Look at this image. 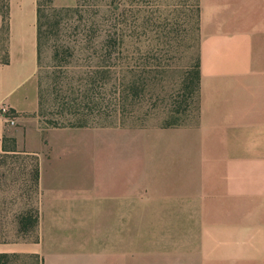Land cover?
I'll return each mask as SVG.
<instances>
[{
	"label": "crops",
	"instance_id": "obj_1",
	"mask_svg": "<svg viewBox=\"0 0 264 264\" xmlns=\"http://www.w3.org/2000/svg\"><path fill=\"white\" fill-rule=\"evenodd\" d=\"M6 3L0 106L17 126L0 110V143L13 137L4 152L37 158L41 263L264 264V0H198L197 121L108 127L115 133L88 166L46 136L76 128L43 129L28 115L37 0Z\"/></svg>",
	"mask_w": 264,
	"mask_h": 264
},
{
	"label": "rangeland",
	"instance_id": "obj_2",
	"mask_svg": "<svg viewBox=\"0 0 264 264\" xmlns=\"http://www.w3.org/2000/svg\"><path fill=\"white\" fill-rule=\"evenodd\" d=\"M77 2V1H76ZM0 0V10L3 11ZM76 5V4H75ZM74 5V6H75ZM103 8L106 6L102 4ZM125 51V66H131L147 59L159 61L166 69L165 78L153 91L150 112L142 120L126 118L103 123L105 126L71 127L73 130H52L46 136L52 140L53 149H79L84 156L71 158V164H85L95 152L106 149L107 139L113 130L108 127L130 128H170L164 124L170 117V111L181 110L179 125H191L197 121V98H188L184 86L187 71L195 66L199 52L198 0H122ZM43 30L48 31L54 23L52 11L44 8ZM62 22L58 36L45 32L40 42L38 68L28 92L37 107L32 115L38 119L43 129L63 128L51 126L47 121L56 117V89L63 80L60 67L54 59V45L57 42L74 43L72 28L78 25V14L71 16L60 12ZM134 14L138 16L136 19ZM5 48V30L0 29V59ZM79 62H83L79 59ZM150 93L147 94L149 96ZM149 105V103H148ZM14 126H17L15 124ZM68 127V126H67ZM176 127V126H173ZM6 149H16L15 143L5 140L0 143V264H42L40 254L35 252L40 241L39 222L33 226L24 225L22 217L33 219L38 214L39 192L34 184V169L37 158L23 153H6ZM85 153H89L85 157ZM95 164L90 163L89 165Z\"/></svg>",
	"mask_w": 264,
	"mask_h": 264
},
{
	"label": "trees",
	"instance_id": "obj_3",
	"mask_svg": "<svg viewBox=\"0 0 264 264\" xmlns=\"http://www.w3.org/2000/svg\"><path fill=\"white\" fill-rule=\"evenodd\" d=\"M3 1L4 23L7 30V3ZM122 0H77L75 6L55 7L52 0H37V49L45 32L59 35L62 11L71 16L78 14V25L72 28L74 43L57 42L54 45V59L60 67L63 81L59 83L55 95L56 117L47 122L54 127L105 126L103 123L117 119L120 123L126 118L144 119L153 105V91L165 78L166 69L159 61L145 60L125 66V32ZM102 4L106 7L103 8ZM44 8L52 11L54 23L48 31L43 30ZM135 19L138 17L134 14ZM199 22V6H198ZM82 59L83 62H79ZM199 52L195 66L187 71L184 86L188 98H197L199 111ZM150 93L149 96L147 94ZM149 103V105H148ZM172 119L165 127L178 126L181 110L170 111ZM14 115V112L9 110ZM198 117V115H197ZM15 143L13 137L5 140ZM4 150H8L4 147ZM34 184L38 186L39 165L34 169ZM25 226L30 222L38 225V214L33 219L22 217ZM6 256L0 253V258Z\"/></svg>",
	"mask_w": 264,
	"mask_h": 264
},
{
	"label": "built area",
	"instance_id": "obj_4",
	"mask_svg": "<svg viewBox=\"0 0 264 264\" xmlns=\"http://www.w3.org/2000/svg\"><path fill=\"white\" fill-rule=\"evenodd\" d=\"M0 110L5 115L6 122L9 125H14L15 124V117H14V115L9 113L8 107L5 105H1Z\"/></svg>",
	"mask_w": 264,
	"mask_h": 264
}]
</instances>
